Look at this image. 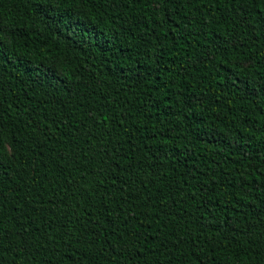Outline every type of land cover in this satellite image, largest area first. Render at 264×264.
<instances>
[{
    "label": "trees",
    "instance_id": "obj_1",
    "mask_svg": "<svg viewBox=\"0 0 264 264\" xmlns=\"http://www.w3.org/2000/svg\"><path fill=\"white\" fill-rule=\"evenodd\" d=\"M0 264H264V0H0Z\"/></svg>",
    "mask_w": 264,
    "mask_h": 264
}]
</instances>
